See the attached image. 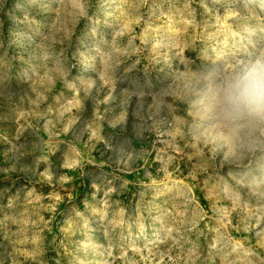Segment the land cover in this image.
Instances as JSON below:
<instances>
[{
  "label": "rangeland",
  "instance_id": "rangeland-1",
  "mask_svg": "<svg viewBox=\"0 0 264 264\" xmlns=\"http://www.w3.org/2000/svg\"><path fill=\"white\" fill-rule=\"evenodd\" d=\"M260 60L264 0H0V264H264Z\"/></svg>",
  "mask_w": 264,
  "mask_h": 264
},
{
  "label": "clouds",
  "instance_id": "clouds-1",
  "mask_svg": "<svg viewBox=\"0 0 264 264\" xmlns=\"http://www.w3.org/2000/svg\"><path fill=\"white\" fill-rule=\"evenodd\" d=\"M219 103L226 118L264 120V60L255 62L231 79Z\"/></svg>",
  "mask_w": 264,
  "mask_h": 264
}]
</instances>
